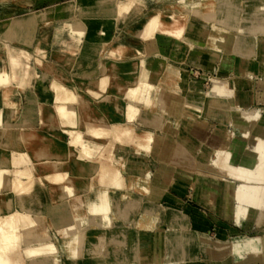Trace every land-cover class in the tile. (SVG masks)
I'll list each match as a JSON object with an SVG mask.
<instances>
[{
	"label": "bare ground",
	"instance_id": "1",
	"mask_svg": "<svg viewBox=\"0 0 264 264\" xmlns=\"http://www.w3.org/2000/svg\"><path fill=\"white\" fill-rule=\"evenodd\" d=\"M256 2L258 5H262L264 9V0H256ZM103 5H108V9H111V11L116 9V15L119 18H124L131 10L130 0H67L56 5L51 4L44 9L31 12L27 16L14 13L12 15L13 19L2 32L3 38L10 42H18L16 45L15 43L14 45L10 44L8 53L6 52L10 60L11 79L17 83L21 81L22 88L25 87L23 90L27 93L26 87L33 78L34 73H37V76L39 75L33 64L21 57L22 52L17 47L24 41L31 42L33 40L30 37L35 34L39 23L50 25L56 20L70 16L93 18V15L97 16V13L101 9L103 10ZM185 8L190 12L189 20L185 24H181L177 18H172L171 22H167L161 17L159 12L150 15L146 19L143 28L138 32L140 38L149 40L161 33L171 35L181 41L188 32L191 37H195V40L200 43L203 42V39H206L204 36L207 33V29L198 26V22H200L198 19L209 23L221 17L227 18L231 14H234L235 19L238 17L237 8L232 6L228 0H200L194 4L185 5ZM8 10H12V7L7 1L4 3L0 2V13H5ZM95 22V20H89L88 23L72 20L69 27L70 40L79 46L83 37L99 38L105 34V28L102 26L106 25L108 28L112 25L108 21L94 27ZM189 35L187 37H190ZM111 45V49H109L110 57L121 58L125 52L124 48L126 45H113L112 42ZM222 46V41L218 39L213 42V50L205 54L206 58L210 60L205 61L208 65L212 66L213 61L216 59L226 61L225 53H219V49ZM67 50L68 53L65 50L64 54L59 56L64 63L70 65L72 57L69 55V51L73 52L74 48L69 47ZM142 63L144 66L159 69L156 63L150 58L148 59V57L142 59ZM252 67L261 71V68H264V56L261 60H256ZM6 69V66L4 68L0 67V264H60L61 252L74 256V259L71 256L70 258L65 257L64 264H83L77 257L81 253L80 250H82L83 245L86 247V252L96 256L98 255L97 250L100 244L104 240L107 241L108 237H110L103 234V227H99L89 229V233L87 232L88 234L84 238L82 235L81 238L82 233H79L80 229L78 228L86 219L80 217L79 214L84 206L87 207L90 220L93 218V221H95V216H92V214L105 216L104 218L106 219L107 213L112 208V202H114L116 209L114 215L122 219L130 218L135 210L138 209L140 201L136 197H128L122 194L123 188L128 185V179L122 174V154L121 152H116L117 148L131 141L136 144V149L132 151L127 162L128 165L135 167L134 173L138 179L136 183L138 190L134 191L135 196L141 191L148 189L149 173H144V169L140 166L141 157L139 154L142 151L147 152L151 148L153 138L148 135V130L141 131L142 129H136L133 120L137 117V113L140 110L137 102L142 100L143 104L147 106L157 104L159 107L154 110L156 118L149 115L147 118L152 119L154 124L160 125L165 123L162 116L166 112L169 115L172 114V116L180 112L179 105L185 106L188 101L186 95L189 96L194 93L196 84L191 82L189 73L178 69L174 73L172 80H167L169 83L168 87L158 85L156 94L151 97L147 96L146 91L152 81L141 77L140 81L142 83L128 92L129 98H131L125 107L126 109L118 106L123 112L126 111L127 120L124 122L114 121L109 124L100 113L96 117L90 116L88 112L93 110L95 106L85 104V101H79L78 94L81 93L80 89L77 90V94L59 80H53L50 83L51 89L44 87L41 98H52L54 104L48 99L50 101L49 104L52 105H44L38 126L27 125L18 130L19 124L14 126V121H11L10 118L17 117V114L15 115L16 111L25 105H20V100L24 95L20 96L16 92L14 96H10L9 85L6 83L9 73ZM105 72L103 71L101 76L89 80V84H94L91 90L94 91V94H102L106 91L105 81L109 78V74ZM234 83L231 81L232 85ZM236 83L233 87H238V98L244 97L239 92V84ZM223 84L218 81L214 82V86L203 97L199 112L195 110L185 111V109L181 108L178 117L183 121V127L190 133L189 136L183 134V127L176 129L173 124H170L169 128L176 130V138H178L179 143H182L181 150L183 152L179 153L188 154L189 157L190 155H197L205 159L212 152L219 154L224 152L227 161L237 158L238 166L245 167V169L247 166H251L250 168L255 167L256 164L264 165V158L261 159L264 155V149L261 145V147H258L259 145L255 144L252 149L244 147L242 143L238 147L229 146L233 135L242 137L247 131L251 132L253 130V133L256 134L258 132L257 129H263L264 124L262 122L257 124V121H264V115L254 111L253 119L249 121L246 119L247 116L244 111L231 109L232 103L227 97L228 91L225 90ZM175 87L177 89H185L184 94H178ZM75 103L80 105L76 106L77 104ZM25 107L23 115L20 117L21 120H18L19 123H23V120L29 122L34 120L31 116L35 111L29 109V104H26ZM77 109L88 113L86 117L93 120L87 119L84 130H81L79 118L71 115L77 114ZM4 110L7 112L6 116H4ZM30 113L33 114L30 116ZM210 119L215 122L211 129L209 128ZM44 121L46 124L42 123ZM40 124L41 126H39ZM76 126L77 128L75 129ZM171 130L169 131L168 129L169 132ZM139 137L141 139L145 137L144 142H139ZM63 138L66 139L65 142ZM167 140H170V144L174 145L175 140L170 137ZM43 147L44 152H42ZM222 153L220 154L221 156L223 155ZM254 155H256L255 158L253 157ZM95 156L97 160H95L96 158L94 159ZM189 157H184V163L191 159ZM208 158L205 160H208ZM196 159L199 160V158ZM198 160L194 161L196 163L201 161ZM202 161L198 163L199 166L204 169L208 168L207 166L210 162L203 163ZM210 161L212 162V160ZM89 167H92L89 181L85 182L84 178L79 180V176L85 171L88 172ZM181 175L183 177L180 176L179 178L184 181L187 174ZM201 180L203 181V191H213L216 195L220 194L222 196L226 195L228 188L233 187L234 184L231 180L225 178L215 179L207 174ZM80 185L85 187L82 193L77 194ZM95 185L98 187L95 188ZM44 189H47L46 197L43 196L41 198ZM159 190L160 192L154 196L155 198L161 196L162 189ZM92 191L94 193L93 196L91 194ZM229 194L231 197V193ZM230 197L228 199H231ZM199 201L203 205L206 204L204 199ZM210 205L212 206L213 203ZM190 210L193 214L194 224L200 225L203 221L201 210L196 207H191ZM102 217L99 216L98 218L101 220ZM143 218L139 217L138 220V218L134 217V220L128 225L125 234L126 247L132 252L138 251L139 249L137 248L139 247L143 248L139 250L140 252L138 251L137 264H149V257L153 258V255L149 252H154V250L155 252L161 251L163 245L167 249L166 264H189L190 261L186 262L187 258H192L195 255L197 251L195 247L199 245L207 253L213 251L204 247L205 244L203 243H209L208 237L198 235L196 228L187 229L190 218L184 214L170 215L167 220L168 228L165 230L161 228L155 229L154 232H151L154 224L152 222H149V224L145 223L146 221ZM107 220L109 221L108 217ZM110 222H105L103 225L105 226V224L107 225ZM50 225L55 228L53 232L50 230ZM143 225L150 227L149 229L151 230L142 228ZM112 231L113 233L110 235L115 234V231ZM142 231L145 234H141ZM147 232L149 233L146 234ZM154 234L155 236L153 237ZM53 235L54 239L52 238ZM111 238L112 236L109 239ZM254 240L253 242L256 244L252 243V245H257V240L256 242ZM244 244L247 243L245 242ZM240 245L242 244L240 243ZM112 247H109L110 249L105 255V261L109 264H113L116 261ZM242 247L240 246L241 249ZM215 248L218 250L220 247L216 245ZM241 249L238 248V250ZM244 249L243 251H245ZM97 257L92 259L91 264H98ZM196 259L198 258L196 257ZM194 262L191 263L193 264ZM197 262L199 264V260ZM155 264L162 263L156 261Z\"/></svg>",
	"mask_w": 264,
	"mask_h": 264
},
{
	"label": "rangeland",
	"instance_id": "2",
	"mask_svg": "<svg viewBox=\"0 0 264 264\" xmlns=\"http://www.w3.org/2000/svg\"><path fill=\"white\" fill-rule=\"evenodd\" d=\"M6 1L12 7V10L0 13V53L4 55V59L2 62L0 61V65H5L7 68L6 70L9 75L6 83L9 85L10 96H14L16 92H19V90L16 89L17 85L22 90L25 89V87L22 88L21 81L17 83L15 80L11 79L10 60L6 52L8 53L10 44L14 45L15 43L16 45L18 42H10L3 38L2 32L13 19L12 15H14V13L27 16L29 13L44 9L51 4L56 5L67 0ZM6 1L0 0L1 3ZM199 1L200 0H130L131 10L124 18H119L116 15V9L111 11V9H108V5H103V10L101 9L97 13V16L93 15V18L86 16H70L56 20L50 25H43L42 22L39 23L35 34L30 37L33 40L31 42L24 41L17 45L18 49L22 52L21 57L25 60H29L33 64L35 70L39 72L38 76L36 75L37 73H34L33 78L29 81L26 87L27 92L32 93L33 88V94L35 92L37 94L39 80L41 81L45 76L47 80L44 82V87L46 89H51L50 83L53 80H59L62 84L73 89L77 94V90H81V93L78 94L79 101H85V104L95 106L93 110H89L88 112L91 117H96L100 113L101 116L111 124L114 121L124 122L127 120L126 111L123 112L118 106L122 109H126L125 107L128 105L131 98H129L128 92L130 89L136 88L142 83V81H140L141 77H145L147 80L151 79L149 81L152 82L146 94L152 97L156 94V87L158 85L168 87L169 83L167 80H172L174 73L180 69L189 73L190 79L192 80L191 82L196 84L194 93L189 96L186 95L188 101L185 103V106L179 105L180 112L181 108L185 109V111L195 110L199 112L203 97L214 86V82L218 81L220 84L224 83L223 86L225 90L228 91V93H226L232 103L231 109L244 111L247 116L246 119L249 121L253 119L254 111H258L260 115H264V68H261V71H259L252 67V64H254L256 60H261L264 56V9L262 5H258L256 0H228L232 6L237 8L236 11L238 10L237 19L234 18V14L229 15L227 18L221 17L209 23L205 20L198 19L200 21L198 22V26L207 29V33L204 36L206 39H203V42L200 43L195 40V37H191L188 32L181 41H178L171 35L161 33H158L149 40L140 38L138 32L143 28L146 19L150 15L159 12L161 17L167 22H171L170 20L172 18H177L181 24H185L189 20L190 13L185 8V5L194 4ZM94 12L90 13L95 14ZM72 20L87 23L89 20H95L94 27L108 21H110L109 24L112 25L108 28L106 25H103L102 27L105 28V34L99 38L83 37V40L78 46L69 38L71 34L69 32V27ZM115 31H117V33L110 36L111 33H115ZM130 33L139 37L143 42L141 48L135 50V56L121 58L110 57L108 50L112 46L111 42L113 45H127L130 41ZM187 35L190 37H187ZM102 37L105 44L101 42ZM216 39L223 43L222 48L219 49V53H225L226 61H223V59H216L213 61L212 66H210L205 62L210 61L206 58L205 54L213 50V42ZM69 47H73L74 50L73 52L69 51L72 61L70 65H67L60 56L64 54L65 50L68 53L67 48ZM49 52L51 54H49ZM145 57L153 60L159 69L144 66L143 63L141 64L142 59ZM250 64L251 66H249ZM103 71L109 74V78L105 81L107 89L102 94H94V91H91L94 84H89V80L101 76ZM12 81L13 84L11 85ZM231 81L239 84V92L244 97L238 98V87H233L235 83L232 85ZM175 90H177L180 95L184 94L185 91V89H177L176 87ZM28 93H24V96L20 100V105L25 103L26 106V104H29V109L34 110L39 97L30 96ZM48 99L54 104L52 98L48 97ZM48 99L41 98L39 101L37 108L39 112L38 124L40 122V116L43 113L42 110L45 107L44 105L50 102ZM75 104H77L76 106L80 105L79 103ZM137 106L140 107V110L137 113V117L133 120L136 129H142L141 131L148 130V135L153 138V141H151V148L147 152L142 151L139 154L141 157L140 166L144 169V173H149L148 189L141 191L139 194L137 192L138 195L135 196V192L138 190V186H136L138 179L134 173L135 167L128 165L127 162L132 151H135L136 144L131 141L117 148L116 152H121L122 154V174L128 179V185L123 188L122 194L128 197L134 196L140 202L137 207L138 209L135 210L130 218L122 219L114 215L116 209L114 202H112V208L107 213L106 219L104 218L105 216L102 217L101 215L96 216L92 214V216H95L96 219L94 218V220L97 224L92 218V220H90L93 221L91 224L83 223L79 226V233H82H80L81 238L82 235L84 238V236L89 233V229L99 227H103L102 232L104 235L112 236L111 239L108 237L109 241L104 240L102 243L103 245L100 244L97 250L98 255H96L98 256V264H109L105 261V255L108 253L110 246H113L112 248L116 259L113 264H137L139 258L138 251L143 248L139 247L137 248L139 249L138 251L132 252L126 247L125 234L130 222L134 220V217H136V219L138 218V220L139 217H144L145 223L149 224V222H152V224H154L151 232L159 228L165 230L168 228L167 220L172 214H184L189 217L190 222L187 225V229L196 228L198 235H204V237L209 238V243H201L205 244L204 247L206 249L209 250L210 248L213 251L207 253L201 245L195 247L197 250L195 255L198 259L194 257L195 255L192 256V258L188 257L186 262L190 261L189 264H192L191 262L194 261L197 262V260H199V264H264V165L256 164L255 167H252L253 169L250 168L251 166H247L245 169V167L242 168L238 166L237 158L232 161H227L224 152H221L223 157L220 155L221 153L219 154L216 152H212V154H209L210 156H206L205 159L210 157L208 160H212V162L209 160L210 163L207 162L208 160L200 158L197 155H190L189 157L188 154H180L179 152H183V150H181L182 143H179L178 138H176V130H171L169 128L170 124H173L176 129L183 127V121L178 117L180 112H177V115L173 114V116L166 112L162 116L165 123L158 125L154 124L152 119L147 118L148 115L156 118L154 110L159 107L157 104L154 106H147L144 105L141 100L137 102ZM88 113L78 110L77 114H71L72 117L79 118L81 130H84V127H86L87 119L91 120V118L86 117ZM31 114L33 113H30V116ZM31 117H33L34 120L36 119L35 112ZM19 119L21 120L20 117H15L13 122L14 126L19 124L17 127L18 130L27 126L29 122L23 120V123H19ZM64 120L67 121L66 119ZM261 122L264 124L263 120H258L257 124H261ZM42 123L46 124L45 121ZM214 123L215 122L210 119V129L213 127ZM39 126H41V124ZM76 128L77 126L75 129ZM168 129L169 131L171 130V132H169ZM257 131L256 134L253 133V130L251 132L247 131L242 137L233 135L229 146L238 147V145L242 143L244 147L252 149L255 144H258V147L262 146L264 149V128L257 129ZM183 134L185 136L190 135L185 127H183ZM169 137L175 140L174 145L170 144V140H167ZM144 139L145 137L142 139L140 137L138 138L139 142H144ZM177 140L178 142H176ZM229 146L227 147L229 148ZM42 152H44V147ZM185 156L189 158L192 156V158L184 163ZM193 157L199 158V160ZM253 157L255 158L256 155ZM262 158H264V155L261 159ZM222 159H225L224 161L226 162ZM194 160H203V163H209V165L206 163L208 168H201L202 166L198 164L201 161H197L198 163H196ZM91 168L92 167L88 168V172H83V174L79 176V180L84 178V181L88 182ZM181 174H187L184 181L179 178L180 176L183 177ZM205 174L215 179L225 178L231 180L234 182L233 187L228 188V193L224 196L220 194L216 195L213 191L205 192L203 191V181L201 180ZM85 176H88L87 179H85ZM84 187V185H80L77 194L82 193ZM159 189H162V194L159 198H155L154 196L158 195L160 192ZM46 192L47 189H44L41 198L43 196L45 197ZM229 193H231V197ZM228 196L231 199H228ZM200 199H204L206 204L203 205L199 201ZM212 203L213 205L211 206L210 204ZM191 207H196L201 210L203 221L200 225L194 224L193 214L190 212ZM79 215L86 217L89 215V212L86 213L85 211ZM99 216L102 217L101 220L98 218ZM114 218H118V220L113 222ZM71 220L73 221L72 217ZM105 222L110 223L104 226L103 224ZM91 225H93V227ZM142 228L148 230L150 227L143 225ZM112 230L115 231L114 235H110L113 233ZM143 232L144 231H142L141 234H145V232ZM148 233L149 232L146 234ZM154 236L155 234L153 237ZM253 240L255 242L257 240L258 246L252 245V243L256 244ZM244 241L247 244H244ZM123 243H125V245H123ZM240 243L242 245H240ZM259 243L261 244L259 245ZM216 245H219L220 250H216ZM235 245L236 247H234ZM239 245L243 246L242 249ZM238 248L241 250H238ZM243 249L245 251H243ZM80 252L77 257L83 264H91L92 259L96 257L86 252V247L84 245ZM149 253L153 255V258L149 257L148 259L149 264H155L156 261L166 264L165 258L167 249L165 245H163L161 251L155 252L154 250V252ZM70 256L74 259V256L72 257V255L68 253L61 252L60 264H64L65 257L70 258ZM196 262L193 264H196Z\"/></svg>",
	"mask_w": 264,
	"mask_h": 264
},
{
	"label": "crops",
	"instance_id": "3",
	"mask_svg": "<svg viewBox=\"0 0 264 264\" xmlns=\"http://www.w3.org/2000/svg\"><path fill=\"white\" fill-rule=\"evenodd\" d=\"M120 29H124V28H120ZM117 33V31H115V33H111V35L110 36H112V35H115ZM109 36V37H110ZM109 37H108V40H109ZM101 42H102V44H105V42H103V37L101 38ZM142 41H141V39H139V37H137V36H135V35H132L131 33H130V41L127 43V45H126V47L124 48L125 49V52H124V54L122 55V57H132V56H135V54H136V49L137 48H141V46H142ZM49 49H50V47H49ZM109 49H111V47L109 48ZM132 49V50H131ZM140 50V49H139ZM108 52H109V50H108ZM49 54H51L50 52H49ZM4 59V56H2V54L0 53V61L2 62V60ZM0 67L1 68H4L5 67V65L4 66H2V65H0ZM45 80H47L46 79V76H45V78H43L41 81L39 80V84H38V87H37V94H36V92L33 94V88H32V93H28L30 96H34V97H39V99H38V101L36 102V107H34V110H35V120H33V121H31V122H28L27 123V125H30V126H37L38 125V120H39V112H38V110H37V108H38V104H39V101H40V99H41V97L43 96V90H44V82H45ZM34 82V81H33ZM13 84V81L11 82V85ZM16 89H18L19 90V95L20 96H22V95H24V90H22L18 85H17V88ZM25 104V103H24ZM25 105L24 106H21V109H19L18 111H16V113H15V115L17 116V117H21L22 115H23V111L25 110ZM20 110H21V112H20ZM4 112V116H6V110H4L3 111ZM18 115H20V116H18ZM11 119V121H14V118H10ZM63 140H65L66 141V139L65 138H63ZM96 158V159H95ZM94 159L95 160H97V157L95 156L94 157ZM87 177L88 176H85V179H87ZM98 186L97 185H95V188H97ZM49 194V193H48ZM92 196H93V191H92ZM46 197V196H45ZM49 202H50V200H49ZM86 211V213L88 212V210H87V207L86 206H84V208L82 209V211L80 212L81 214L82 213H84ZM80 217H82V215L80 216ZM82 218H85L86 219V221L84 222L85 224H91V221H90V217H89V215H87L86 217H82ZM118 220V218H114L113 219V222L114 221H117ZM92 227H93V225H91ZM50 230H51V232H53L54 230H55V228H54V226H52V225H50ZM53 239H54V235H53V237H52Z\"/></svg>",
	"mask_w": 264,
	"mask_h": 264
}]
</instances>
